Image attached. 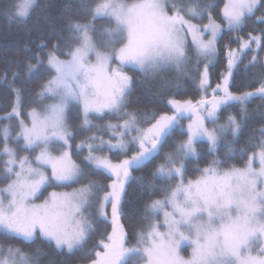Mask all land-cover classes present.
<instances>
[{"label": "snow or ice", "instance_id": "1", "mask_svg": "<svg viewBox=\"0 0 264 264\" xmlns=\"http://www.w3.org/2000/svg\"><path fill=\"white\" fill-rule=\"evenodd\" d=\"M34 5L36 0H16L5 15L9 20H26ZM262 10L264 0H223L222 8L214 0H100L94 7L87 6V11L92 21L105 18L111 26L97 28L94 22L69 19L67 30L73 34L69 40L42 37L39 51L25 66L28 76L41 68L50 73L36 93L41 107L24 109L23 90L15 87L20 74L13 72L9 87L15 102L10 112L0 116V121H9L0 124V158L6 157L0 164L6 181L0 187V236L25 242L39 237L69 254L84 251L96 231L90 210L95 208L108 221L110 205L111 232L85 253L90 264H264V128L258 143H249L258 151L248 155L247 149H241L247 157L242 167H221L234 154L233 142H225L226 134L238 138L247 104L257 97L264 100V75L255 81L259 86L254 91L234 92L230 86L244 50L264 52V31L249 33L247 39L239 35L253 18L264 24V13L256 15ZM225 32L236 33L240 47L224 45L227 68L221 73L222 82L212 87L209 67L214 66L212 58L219 55ZM252 59L257 60L256 56ZM188 63L195 66L201 98L171 99V115L156 118L153 113L149 126L141 127L139 114L126 111L133 77L125 69L159 72ZM71 105L80 106L81 126L86 129L97 127L90 117L114 114L119 118L117 123L104 125L110 139L91 136L76 145L77 151L87 149L84 161L107 175L108 185L94 180L81 183L88 173L73 159V134L67 119ZM231 106L239 107L240 119L230 114L226 123L211 129L206 126V120L216 125L220 110ZM184 119L189 121L187 139L177 142L174 151L165 152ZM203 141L208 143L209 155L223 150L224 159L195 168L199 175L189 178L188 165L191 158H202L197 144ZM105 151L124 158L113 160ZM160 155L164 163L156 166L152 176L165 182L163 187L153 185V194L158 191L162 198L144 205L146 225L129 247L121 222L125 185L134 179L133 169ZM74 183L80 187L48 192ZM161 215L162 221L154 219ZM184 243L191 246L187 258L181 254ZM41 255L40 249L32 253L0 243V264H40Z\"/></svg>", "mask_w": 264, "mask_h": 264}, {"label": "trees", "instance_id": "2", "mask_svg": "<svg viewBox=\"0 0 264 264\" xmlns=\"http://www.w3.org/2000/svg\"><path fill=\"white\" fill-rule=\"evenodd\" d=\"M14 2L16 0H0V116L10 112L15 102V94L12 88L9 87L12 82L11 74L13 72L20 74L19 79L15 82V87L22 88L23 90L24 109L28 110L33 107L39 109L41 107V102H39L36 93L39 92L40 85L50 78V73L47 68H41L31 76H28L25 67L27 61L34 52L39 51L38 44L41 42L42 37L45 40H51L55 35L64 40H69L73 35L67 30L69 19L92 22V18L87 11V6L94 7L100 0H36V5L30 16L24 21L9 20L5 15L6 10ZM208 2H213V0H208ZM214 2L219 5V8H222L223 0H214ZM262 13H264V10L258 12L256 15L259 16ZM213 14L219 19L218 11L214 10ZM93 22L97 28L111 26V23L105 19H96ZM219 22L223 23V21ZM262 31H264V24L258 23L253 18L248 21L247 27L239 35L247 39L249 33L259 35ZM236 35V33L225 32L221 43L218 45L220 49L219 55L214 62V66L209 67L212 87L222 82L221 73H224L227 68V53L224 45H229L232 49H237L239 46L235 40ZM64 51H67V49L64 48ZM263 57L264 52L259 51L256 55L257 60L254 62L252 51L248 50L244 53L241 60L237 63V67L233 69V78L230 81L232 91H254L259 86L255 81L261 75H264ZM61 58L67 57L61 56ZM187 73L188 76L183 78L179 73L176 74L175 71H163L157 75L150 76L144 75L137 70H131L130 75L133 77V82L128 96L129 103L126 111L138 113L140 118L144 116L152 118L153 113H155L156 118H158L159 115L164 113L172 114V108L168 104V101L171 99L181 101L187 99H192L193 101L199 100L201 98V91L198 89L196 73L192 67L187 69ZM5 77L7 82H5ZM230 114L235 115L238 119L241 118L239 107L231 106L223 108L220 111V120L224 121ZM23 118L27 120V116H23ZM67 119L69 130L73 134V139L71 140L73 158L88 173L86 179L81 181V183L94 180L102 186L110 184L111 180L107 175L97 172L84 161L83 158L86 156L87 151L84 149L77 151L76 145L88 139L95 132L98 134L102 133L100 130L102 126L104 127L109 122L117 123L119 122V118L114 114H105L102 118L92 117V123L97 125V127L86 129L81 126L83 116L80 106L72 105ZM187 121L188 119H184L181 122L183 128H177L169 138L168 145L164 149L165 152L174 151L177 142L187 139L186 131L184 130ZM8 123L9 121L6 120L0 121V124ZM11 124L15 128L17 121L13 119ZM261 128H264V100L257 97L250 100L247 104V112L243 117L242 130L238 138L234 140L232 135L226 136L225 142H233L234 154L232 159L226 164H222L221 167L227 168L232 165L242 167L247 157L242 154L241 149H247L248 155L258 151L257 148L249 147V143H258L257 138L260 136ZM102 134L108 135L104 132ZM0 147H2V141H0ZM197 150L201 153L202 158H191L187 173L189 178H195L199 175V173L193 171L195 168H203L211 160H223L225 156V151L223 150L219 151L218 154L209 155L208 143L204 141L197 144ZM110 157L113 160L122 159V156H118L115 152L111 153ZM2 159L4 157L0 158V164H2ZM161 163H164L163 155L158 156L140 168L133 169L132 177L134 179L130 180L125 186L122 203L124 215L121 217V222L129 235V247L135 244V240L133 239L135 234L146 225V221L143 219L144 205L150 202L151 199L162 198V194L158 191L153 194V185L159 188L165 186V182L152 176L156 166ZM5 183L3 173L0 172V187H3ZM78 187H80V184L74 183L70 187L49 188L48 192L53 190L69 191ZM47 194V192L44 193L45 196ZM99 194L103 195V192ZM91 213L96 231L91 234V239L84 251H76L69 254L64 249L57 250L53 243L39 237L34 242H25L20 239H6L0 236V243L15 244L26 252L32 253L40 249L42 251L40 264H49L50 261L54 262V264H90V261L84 258L85 253L90 251L100 239L104 238L106 233L111 232L110 218L108 221L102 220L97 215L95 208L92 209Z\"/></svg>", "mask_w": 264, "mask_h": 264}, {"label": "rangeland", "instance_id": "3", "mask_svg": "<svg viewBox=\"0 0 264 264\" xmlns=\"http://www.w3.org/2000/svg\"><path fill=\"white\" fill-rule=\"evenodd\" d=\"M35 6V5H34ZM34 8V7H33ZM28 19V18H27ZM100 19H105V18H100ZM16 20H19V19H16ZM105 20H108V19H105ZM21 21H24V20H21ZM109 21V20H108ZM93 22V21H92ZM111 24H112V22L111 21H109ZM194 23H199V21H196V20H194L193 21ZM206 22V21H205ZM239 47L240 46H238V48L237 49H239ZM246 51H248V50H244V52L241 54V56H240V60H241V57L244 55V53L246 52ZM252 53H253V56H256L257 55V53H259V50H252ZM190 58H192V59H194V54L193 53H191L190 52ZM216 58L217 57H213L212 59H213V61L215 62L216 61ZM62 59H66V58H62ZM239 60V61H240ZM238 61V62H239ZM263 61H264V57H263ZM237 62V63H238ZM189 67H192L193 68V71L195 72V66H194V64L193 63H188V64H186L185 66H183L182 68H177V67H175V66H169V67H167V68H165V69H163V70H161V71H159V72H151V71H148V72H144V71H141V70H139V69H134V70H137V71H139V72H141V73H143L144 75H150V76H154V75H157V74H159V73H162L163 71H175V73L176 74H180L181 76H183V78L184 77H187L188 76V73H187V69H189ZM202 67H203V64H201V70H202ZM126 71H128V74L130 75V72H131V70H129V69H125ZM131 76V75H130ZM201 95H203V93L201 92ZM209 98H211V96H210V94H209ZM39 102H41L40 101V99H39ZM51 101H48V102H43V103H50ZM72 106V105H71ZM70 106V107H71ZM223 109V108H222ZM221 109V110H222ZM220 110V111H221ZM104 116V115H103ZM102 116V117H103ZM102 117H96V118H102ZM218 123L216 124V125H213L212 123H210L209 121H205V123H206V126L207 127H209L210 129L211 128H213V127H218L220 124H224V123H226V121H227V118L224 120V121H221L220 120V112L218 113ZM92 117H90V119H91ZM141 119V127H148L149 126V124L147 123V121H149V120H152V118H149L148 116H144V117H142V118H140ZM189 123V121H187V123H186V125H185V127H184V130L186 131V128H187V124ZM108 124V123H107ZM100 130H101V132L103 133H107L108 135L107 136H105L104 134H102V133H94L93 135H91V136H102L105 140H107V139H110V134L105 130V128L102 126L101 128H100ZM133 134H135V133H133ZM227 135H231L230 133H228V134H226V136ZM90 136V137H91ZM87 140V139H86ZM113 142H115V141H113ZM204 142H207V141H204ZM22 143V142H21ZM70 143L72 144V141H70ZM80 144V143H79ZM82 149H84V150H86L87 151V149L86 148H82ZM82 149H80L79 151H81ZM38 149H37V153H38ZM135 151V148L133 147V149H132V151H131V153L129 154V155H131V154H133V152ZM72 153H73V147H72ZM36 153H31V152H22L21 153V155H30V156H33V155H35ZM88 154V153H87ZM86 154V155H87ZM105 154H107V155H109L110 156V154L111 153H108L107 151H105ZM122 158H124L123 156H122ZM4 159H6V157H4ZM74 159V158H73ZM254 167H256V168H258L259 167V163H258V161H254ZM127 185V184H126ZM125 185V186H126ZM63 191H67V190H63ZM70 191H72V190H69L68 192H70ZM58 192H61V191H58ZM39 202V201H38ZM169 210H171V209H169ZM90 211H92V209L90 210ZM107 211H108V213H109V218H110V213H111V208H110V205L107 207ZM98 215V214H97ZM154 219H156V220H158V221H162L163 220V216L161 215V216H158V217H155ZM164 229H161V231H163ZM54 244V243H53ZM60 250H62V249H60ZM64 250H66V249H64ZM67 251V250H66ZM190 253H191V246L190 245H188V244H186V243H184L183 245H182V248H181V254L185 257V258H187L189 255H190Z\"/></svg>", "mask_w": 264, "mask_h": 264}]
</instances>
